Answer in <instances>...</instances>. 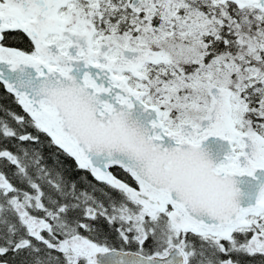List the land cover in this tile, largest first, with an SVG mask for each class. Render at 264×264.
<instances>
[{"label": "snow or ice", "instance_id": "snow-or-ice-1", "mask_svg": "<svg viewBox=\"0 0 264 264\" xmlns=\"http://www.w3.org/2000/svg\"><path fill=\"white\" fill-rule=\"evenodd\" d=\"M0 264H264V0H0Z\"/></svg>", "mask_w": 264, "mask_h": 264}]
</instances>
